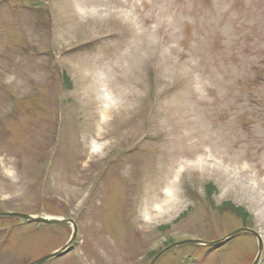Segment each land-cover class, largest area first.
<instances>
[{
    "label": "rangeland",
    "instance_id": "rangeland-1",
    "mask_svg": "<svg viewBox=\"0 0 264 264\" xmlns=\"http://www.w3.org/2000/svg\"><path fill=\"white\" fill-rule=\"evenodd\" d=\"M6 211L75 220L72 250L44 264H149L239 227L264 243V0H0ZM72 231L0 216V264ZM257 253L240 233L155 264Z\"/></svg>",
    "mask_w": 264,
    "mask_h": 264
},
{
    "label": "water",
    "instance_id": "water-1",
    "mask_svg": "<svg viewBox=\"0 0 264 264\" xmlns=\"http://www.w3.org/2000/svg\"><path fill=\"white\" fill-rule=\"evenodd\" d=\"M0 216H6V217H17L20 219L25 220L27 223H33V222H38V223H46V224H52V225H61V224H66V225H70L73 228L72 231V235L70 237V239L68 240V242L62 246L61 248H59L58 250H55L45 256H42L41 258H38L37 260L33 261L31 264H44L45 262L51 260V259H55L58 257H61L63 255H65L66 253H68L69 251L72 250L73 245L76 241L77 238V234H78V226L77 223L75 222L74 219L72 218H55V217H47V216H39V215H30V214H26V213H21V212H0ZM240 233H249L253 236L256 237L257 241H258V253L257 256L255 258V260L253 261L252 264H260L261 261V257L263 254V250H264V243H263V239L261 234L251 228V227H239L236 228L232 231H230L229 233H227L226 235H224L221 238H218L216 240H202V239H184V240H179L176 242H173L171 244H169L168 246L164 247L163 249H161L151 260V262L149 264H155L157 262V260L163 256L165 253H167L168 251L179 247L181 245H186V244H199V245H205V246H210L211 248L214 247H218L221 244H223L225 241L229 240L230 238L240 234Z\"/></svg>",
    "mask_w": 264,
    "mask_h": 264
},
{
    "label": "trees",
    "instance_id": "trees-1",
    "mask_svg": "<svg viewBox=\"0 0 264 264\" xmlns=\"http://www.w3.org/2000/svg\"><path fill=\"white\" fill-rule=\"evenodd\" d=\"M210 187L214 188L211 185ZM221 207L224 209H229L233 211L234 213H236L238 216L242 217L246 224L250 221V214L243 207L236 206L232 202H224Z\"/></svg>",
    "mask_w": 264,
    "mask_h": 264
},
{
    "label": "bare ground",
    "instance_id": "bare-ground-1",
    "mask_svg": "<svg viewBox=\"0 0 264 264\" xmlns=\"http://www.w3.org/2000/svg\"><path fill=\"white\" fill-rule=\"evenodd\" d=\"M173 198V196L167 191L166 192V200L169 201Z\"/></svg>",
    "mask_w": 264,
    "mask_h": 264
}]
</instances>
